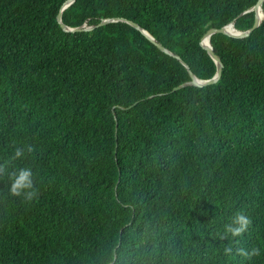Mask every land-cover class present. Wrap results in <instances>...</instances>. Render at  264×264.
I'll list each match as a JSON object with an SVG mask.
<instances>
[{"label": "trees", "instance_id": "trees-1", "mask_svg": "<svg viewBox=\"0 0 264 264\" xmlns=\"http://www.w3.org/2000/svg\"><path fill=\"white\" fill-rule=\"evenodd\" d=\"M66 1L0 0V162L30 146L38 192L0 177V264H264L224 254L264 246V18L183 85L258 0Z\"/></svg>", "mask_w": 264, "mask_h": 264}, {"label": "clouds", "instance_id": "clouds-1", "mask_svg": "<svg viewBox=\"0 0 264 264\" xmlns=\"http://www.w3.org/2000/svg\"><path fill=\"white\" fill-rule=\"evenodd\" d=\"M31 150L30 146L26 150L17 146L11 150V153L3 162H0V177L6 176L8 180V194L11 197H20L28 201L33 200L38 195L34 188L33 168L30 165H25L23 167L16 166L10 170L9 166L17 160H26L27 153ZM250 224V217L245 215L242 210L237 211L232 218V222L224 226V235L230 234L232 238L242 236ZM235 243L238 242L230 240L229 245L224 248L226 256L234 258L238 255L246 261H251L254 257L264 254V246H253L251 249H244L234 247Z\"/></svg>", "mask_w": 264, "mask_h": 264}, {"label": "water", "instance_id": "water-1", "mask_svg": "<svg viewBox=\"0 0 264 264\" xmlns=\"http://www.w3.org/2000/svg\"><path fill=\"white\" fill-rule=\"evenodd\" d=\"M74 0H67L65 3H64V5H63V8H66L68 5H70L72 2H73ZM263 3H264V0H258V2L256 3V5L253 7V8H251V9H254L255 11H256V19H255V23H254V25H253V27L252 28H250V29H248V30H245V31H243V30H239V29H237L235 26H234V24L233 23H230V24H227V25H225V26H223V27H221V28H211V29H209L207 32H206V34L203 36V39L206 37V36H209V39H210V46H206L204 43H203V39H202V45L205 47V48H207V50H208V52L212 55V57L215 59V61L217 62V64H218V70H217V72H216V74L212 77V78H209V79H202V78H199L198 76H196L195 74H194V72L192 71V70H190V73H191V75H192V77H193V79L191 80V81H189V82H187V83H184L183 85H186V84H197V85H207V84H211V83H214V82H216L219 78H220V76H221V73H222V66H223V63H222V61H221V58L215 53V51H214V48H213V46H212V44H211V35L213 34V33H215V32H218V31H220V32H225V33H227V34H230V35H234V36H237V37H244V36H247L253 29H255L256 27H258L260 24H261V22H262V20H263V18H264V14H263V16L262 17H259V13H258V11H259V9H263ZM58 20H59V22L62 24V26H63V28L65 29V30H67V31H74V30H81V29H83V26H79V27H70V26H67L66 24H64L63 23V21H62V11L58 14ZM109 20H112V19H106V20H104L103 22H107V21H109ZM113 20H118V18H116V19H113ZM102 22V23H103ZM131 24H133L135 27H137V28H139V29H141L144 33H146V35L152 40V41H154L162 50H165V51H168L169 53H172V52H170L166 47H164L163 45H161L160 43H158L157 41H155V38H154V36L149 32V31H147V30H145L144 28H142L138 23H135V22H133V21H129ZM229 25H232L233 27H234V29H235V32H229L228 30H227V26H229ZM180 60H182L181 59V57L179 56V55H176ZM183 61V60H182ZM185 63V62H184ZM186 64V63H185ZM187 65V64H186ZM188 66V65H187ZM188 68H189V66H188ZM181 86H177V87H175V89H178V88H180Z\"/></svg>", "mask_w": 264, "mask_h": 264}, {"label": "bare ground", "instance_id": "bare-ground-1", "mask_svg": "<svg viewBox=\"0 0 264 264\" xmlns=\"http://www.w3.org/2000/svg\"><path fill=\"white\" fill-rule=\"evenodd\" d=\"M258 13H259V17H262L263 14H264L263 9H259ZM227 30H228L229 32H235V29H234V27H233L232 25L227 26ZM203 43H204L206 46H210V39H209V36H206V37L203 39Z\"/></svg>", "mask_w": 264, "mask_h": 264}]
</instances>
